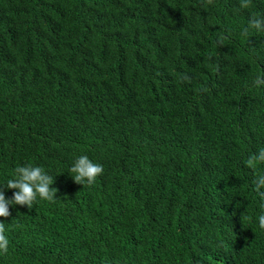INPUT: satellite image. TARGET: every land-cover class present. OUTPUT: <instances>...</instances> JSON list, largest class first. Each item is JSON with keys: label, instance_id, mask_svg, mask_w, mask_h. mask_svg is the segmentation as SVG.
I'll list each match as a JSON object with an SVG mask.
<instances>
[{"label": "trees", "instance_id": "obj_1", "mask_svg": "<svg viewBox=\"0 0 264 264\" xmlns=\"http://www.w3.org/2000/svg\"><path fill=\"white\" fill-rule=\"evenodd\" d=\"M260 17L264 0H0V184L38 165L57 189L0 217V264H264ZM81 154L104 169L91 186L68 172Z\"/></svg>", "mask_w": 264, "mask_h": 264}, {"label": "clouds", "instance_id": "obj_2", "mask_svg": "<svg viewBox=\"0 0 264 264\" xmlns=\"http://www.w3.org/2000/svg\"><path fill=\"white\" fill-rule=\"evenodd\" d=\"M249 27L264 30V17L251 19ZM256 83L259 84L261 81L258 80ZM247 163L249 165L264 164V148L253 153ZM103 170L101 164L94 162L88 155L81 154L74 159L68 172L76 183L91 186ZM53 183V177L38 165L17 166L5 183L0 184V217H9L10 207L17 205L31 207L37 200L53 201L56 199L57 192V189L52 187ZM5 188L16 191L8 198L5 195ZM253 191L261 201H264V175L256 177ZM257 219L259 228L264 230V213L259 214ZM4 225L5 223L0 221V253H6L8 250L9 242L4 234Z\"/></svg>", "mask_w": 264, "mask_h": 264}]
</instances>
